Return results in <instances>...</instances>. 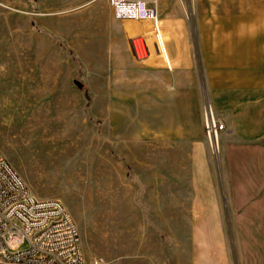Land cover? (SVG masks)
I'll list each match as a JSON object with an SVG mask.
<instances>
[{"label": "rangeland", "instance_id": "rangeland-1", "mask_svg": "<svg viewBox=\"0 0 264 264\" xmlns=\"http://www.w3.org/2000/svg\"><path fill=\"white\" fill-rule=\"evenodd\" d=\"M147 1L161 16L176 4L179 25L191 33L199 5L208 2ZM106 6L109 0H0L1 151L36 196L65 204L87 264L94 257L105 264H183L204 245L215 255L222 247L229 264H246L250 239L237 227L227 194L235 184L227 153L241 141L223 119L215 157L205 134L201 156L220 210L193 212L196 150L173 130L179 122L193 134L200 118L205 131L204 69L197 93L185 85L165 96L166 52L141 62L131 45L151 23L117 21ZM197 236L211 239L196 244Z\"/></svg>", "mask_w": 264, "mask_h": 264}, {"label": "crops", "instance_id": "crops-1", "mask_svg": "<svg viewBox=\"0 0 264 264\" xmlns=\"http://www.w3.org/2000/svg\"><path fill=\"white\" fill-rule=\"evenodd\" d=\"M104 9L114 16L111 4ZM198 13L197 28L192 33L179 25L182 15L176 4L160 15L168 34V62L160 70L162 92L168 97L170 87H174L180 94L189 85L197 93L198 68L204 69L208 97L216 114L241 141L234 142L227 153L232 165L230 179L235 183L227 192L229 210L238 213L237 227L250 239L251 255L246 257V264H264V0H208L204 6L199 5ZM180 109L177 106L178 115ZM173 130L196 150L198 172L192 174V211L218 212L217 191L201 156L205 131L200 118L193 134L186 131L184 123L178 122ZM198 219L194 218L199 222L194 223L196 227L202 226ZM217 221L215 226L220 225ZM210 239L193 237L196 244ZM195 249L183 264H229L222 247H217L216 255L207 245Z\"/></svg>", "mask_w": 264, "mask_h": 264}, {"label": "built area", "instance_id": "built-area-1", "mask_svg": "<svg viewBox=\"0 0 264 264\" xmlns=\"http://www.w3.org/2000/svg\"><path fill=\"white\" fill-rule=\"evenodd\" d=\"M115 18L151 23L131 38L141 62L165 54L157 5L147 0H109ZM205 134L217 157L225 122L210 101L204 105ZM0 264H87L78 224L58 198H41L28 187L0 149ZM90 264H105L94 257Z\"/></svg>", "mask_w": 264, "mask_h": 264}, {"label": "water", "instance_id": "water-1", "mask_svg": "<svg viewBox=\"0 0 264 264\" xmlns=\"http://www.w3.org/2000/svg\"><path fill=\"white\" fill-rule=\"evenodd\" d=\"M79 85L82 86V84L79 82Z\"/></svg>", "mask_w": 264, "mask_h": 264}]
</instances>
